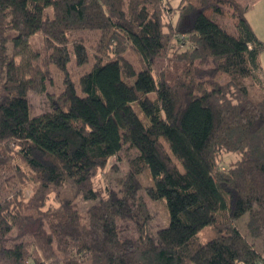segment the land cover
<instances>
[{
    "label": "trees",
    "instance_id": "trees-1",
    "mask_svg": "<svg viewBox=\"0 0 264 264\" xmlns=\"http://www.w3.org/2000/svg\"><path fill=\"white\" fill-rule=\"evenodd\" d=\"M251 1L0 0V183L19 188L0 192V264H264V43L245 16ZM228 5L235 34L215 20ZM83 32L97 42L79 95L67 67L73 52L90 62ZM51 66L66 87L31 116ZM125 147L137 154L121 189L97 188ZM223 154L236 159L222 165ZM142 190L168 204L156 238ZM79 198L95 201L86 219ZM119 221L137 238H122ZM207 226L214 237L201 243Z\"/></svg>",
    "mask_w": 264,
    "mask_h": 264
},
{
    "label": "rangeland",
    "instance_id": "rangeland-1",
    "mask_svg": "<svg viewBox=\"0 0 264 264\" xmlns=\"http://www.w3.org/2000/svg\"><path fill=\"white\" fill-rule=\"evenodd\" d=\"M241 3V2H240ZM243 6L247 5L245 3H241ZM224 15L222 17L217 16L215 17V20L222 23L227 29L228 32L235 34L236 33V27H235V21H234V10L228 5L223 6ZM82 37H84L87 48L90 52V59L89 63L85 64L84 66H79L76 62V55L73 52L72 58L70 61V64L67 67V73H69V77L72 80V82L76 85L77 93L81 95L80 91V84L79 79L81 76L85 75V72L90 71L95 63L93 61V53L94 50H92V46L96 44L97 38L95 35L83 32L81 34ZM32 43L34 44L35 48L39 49L42 47L43 41H42V35L38 33L31 39ZM264 43V42H263ZM191 47V46H190ZM189 49V48H188ZM128 59H131L135 66L139 69L138 61L134 54L129 53L127 54ZM168 59H163L160 62H157L154 70L157 72H160L163 70V68H167ZM211 66L212 62L210 63ZM258 65H260L261 72L260 76H262V80L264 82V46L263 49L259 52L258 57ZM223 78L224 74H219L218 78ZM65 79H66V73L63 71H59L57 67L51 66V77L47 80V90L45 93H42L41 95L30 93V109H31V116H37L41 115V113L49 111L50 108V100L52 96H56L63 92L65 89ZM151 99H156L157 94L153 93L150 95ZM136 111L138 115L142 118V120H146L145 115L141 111L140 108L136 106ZM137 154L135 150H130L128 147H125L124 150L115 157L111 158L110 164L105 168L99 171L98 176L95 179V184L97 188L103 189L104 191L106 189H117L120 190V185L117 181L123 178L125 175L128 174L129 164L131 159ZM236 159V156H231L229 154H223L221 158V164L222 165H229L233 163ZM140 182H142L143 186H150L153 185L152 178L150 176V172L146 169L145 173H143L140 176ZM33 185L34 183H29L28 186H26L22 190V199L25 201L30 200L32 193H33ZM19 189L16 185L13 183L9 185V189L6 187L2 188V185L0 183V192L3 191V194L5 195L6 192H8V195L11 194V192L16 191ZM68 189V188H67ZM66 189V190H67ZM141 194L144 195L145 201L147 202V205H149L150 214H151V220L149 221L148 227H150L152 235L156 238L157 232L159 229L166 228L169 225L170 222V215L168 210V204H166V201L164 199H159L157 201H151L144 191H141ZM55 193L50 195V200L48 204H52L54 206H57V203L55 201ZM95 201L86 202L83 201L81 198L77 200V206L81 212L82 218H85L87 210L90 208V205L94 204ZM248 219V215H245L241 217L237 223L240 228L244 227V222ZM119 232L122 238H137V231L134 228L133 224L129 221L118 223ZM17 233L13 232L12 236H17ZM214 229L211 226H207L202 230L200 233H198V240L201 243L209 241L212 237H214Z\"/></svg>",
    "mask_w": 264,
    "mask_h": 264
},
{
    "label": "crops",
    "instance_id": "crops-1",
    "mask_svg": "<svg viewBox=\"0 0 264 264\" xmlns=\"http://www.w3.org/2000/svg\"><path fill=\"white\" fill-rule=\"evenodd\" d=\"M250 1L251 0H237V2L245 4H250ZM245 16L257 38L261 42H264V0H254Z\"/></svg>",
    "mask_w": 264,
    "mask_h": 264
},
{
    "label": "built area",
    "instance_id": "built-area-1",
    "mask_svg": "<svg viewBox=\"0 0 264 264\" xmlns=\"http://www.w3.org/2000/svg\"><path fill=\"white\" fill-rule=\"evenodd\" d=\"M25 264H32L30 261H27Z\"/></svg>",
    "mask_w": 264,
    "mask_h": 264
}]
</instances>
